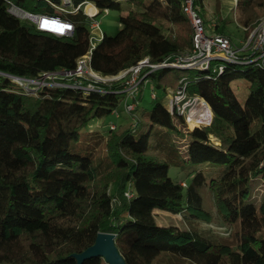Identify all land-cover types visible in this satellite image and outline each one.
I'll use <instances>...</instances> for the list:
<instances>
[{
	"label": "trees",
	"instance_id": "1",
	"mask_svg": "<svg viewBox=\"0 0 264 264\" xmlns=\"http://www.w3.org/2000/svg\"><path fill=\"white\" fill-rule=\"evenodd\" d=\"M71 1L66 11L90 2L97 16L123 8L116 0ZM127 1L134 8L120 17L118 33H103L91 53L95 72L113 76L145 58L157 65L191 52L184 0ZM9 3L31 13L60 15L75 30L69 37L41 32L11 15ZM193 8L209 32L230 38L227 21L217 11L206 19L205 0H193ZM234 13L247 37L264 16V0H237ZM89 26L82 9L64 13L42 0H0V264H37L17 260L16 243L28 251L41 250V264H77L74 255L92 246L100 232L116 234L127 264H155L163 256L178 264H264V198L254 203L252 191L255 179L264 180L261 61L242 53L244 63H226L222 73L213 64L206 69L160 68L147 75L135 97L123 92L121 81L98 82L95 90H85L73 87L80 82L73 78L65 81L67 86L33 91L8 77L35 79L45 72L74 70L89 50ZM12 31L17 34L13 39ZM10 38L15 42L8 47L4 40ZM39 46L48 52H36ZM238 77L249 84L244 103L231 87ZM148 82L165 93L186 83L189 96L212 108V128L182 130L176 122L185 128L184 119L171 114L157 96L150 110L134 114ZM123 102L124 107L135 105L130 112L135 125L148 118L144 128L112 123L104 134L84 132L95 119L119 118ZM153 136L165 149L159 158L148 153ZM175 138L184 139L183 149ZM97 145L106 148L104 156L97 157ZM171 165L191 168L190 182H175ZM157 210L182 215L188 227L158 224ZM213 216L234 231L227 243L197 227ZM83 264L107 263L96 257Z\"/></svg>",
	"mask_w": 264,
	"mask_h": 264
},
{
	"label": "built area",
	"instance_id": "2",
	"mask_svg": "<svg viewBox=\"0 0 264 264\" xmlns=\"http://www.w3.org/2000/svg\"><path fill=\"white\" fill-rule=\"evenodd\" d=\"M42 1L64 13H75L82 9L90 20V28L94 31H99L100 36H91L90 34L89 50L77 60L76 68L72 71L45 72L35 79L10 76L15 83L27 90L37 91L45 86H67L65 81L73 78L80 79V82L73 87H80L85 90H95L98 88L96 85L98 82L121 81L124 83L123 92L135 97L140 84L145 81L147 75L164 67L206 69L213 64L214 68L218 66L219 73H222L226 63H244L241 58L242 53L251 54V57L254 56L252 61L260 60L264 66V20H261L250 33L248 41L235 44L226 36L209 32L204 25L203 19L194 10L193 0H184L183 11L191 24L193 34L191 52L177 57L173 62L166 61L157 65L151 64L149 59L145 58L139 61L137 65L121 71L117 75L102 77L92 69L90 62L93 49L103 37V33L95 19L98 14L97 7L90 2H83L77 7L74 6L66 11L72 4L71 0ZM55 1L58 2V5L54 3ZM233 1H235L236 6L237 0ZM8 12L18 20L34 24L37 30L51 33L57 37L72 36L75 30L74 24L60 15L31 13L18 8L12 3H9ZM104 12H109V9H105ZM145 69H148V72L142 74ZM82 81H88L86 86H81ZM152 97H155V95L153 94ZM125 108L130 113L135 108V105H127ZM168 108L171 114H175L177 118L184 119L185 124L191 126V129L212 128L213 126L214 112L212 108L204 99L197 96H189L186 91V83H182L177 92L170 95ZM111 128L114 129L115 125H112Z\"/></svg>",
	"mask_w": 264,
	"mask_h": 264
},
{
	"label": "rangeland",
	"instance_id": "3",
	"mask_svg": "<svg viewBox=\"0 0 264 264\" xmlns=\"http://www.w3.org/2000/svg\"><path fill=\"white\" fill-rule=\"evenodd\" d=\"M116 1H119L123 5V8L121 11L109 10V12H103L102 14H100L99 16L95 18L98 22L101 32L106 34L107 36H115L118 33V31L120 30V22H119L120 17L122 15H126L131 9L134 8L131 4L128 3L127 0H116ZM54 3L58 5L57 1H55ZM235 8H236L235 1L233 0H205L206 19H210L213 13L217 11L218 15H220V17H223L227 21L226 34L232 39V41L235 44H240L242 42L248 41L250 37V33H252V31L257 25L250 30L249 35L246 37L245 29L239 26L237 22L235 21V17H236L235 16L236 14L234 13ZM200 14L203 16V13L200 12ZM261 20H264L263 15L261 16ZM188 25L190 29L191 27L190 22ZM176 29L178 28L176 27ZM191 30H192V27H191ZM11 34H12V39H13V36L17 35L16 33H14V31H12ZM90 34L91 36L93 35H96L97 37L100 36V32L94 31L92 28H90ZM12 39L10 38L9 40L8 39L4 40V44L10 47L12 43L15 42V39L13 40V42H12ZM62 47L63 45H57V48H62ZM45 48L46 47L43 48L42 46H39L35 48L34 50L36 52L43 51L46 53L48 52L49 49L46 50ZM231 87L233 88L239 101L241 103H244L250 92L249 84L246 81V79H244L243 77H238L234 79L231 82ZM178 88L176 89L169 88L167 92L165 93L162 88H154L153 83L148 82L141 93L142 99L140 98L138 100V103L136 104L138 106V109L136 110V112H134V114L138 115L140 111L144 108L147 110H150L152 108V103H153L152 93L155 96H157L159 100L163 101L165 105H168L170 95H173V93L175 94ZM119 113H120L119 118H117L114 114H112L102 119L93 120L90 126L84 130V132L90 133V134H104L109 130L110 125L112 123L116 124L119 128H123V129L133 126L134 128H138L141 130L142 128L145 127L148 121V118L144 116L143 118H140L139 124L135 125L136 121L132 119L131 113H129L124 107V102L119 107ZM176 124L182 130L191 129V126H187V125L184 128V126L181 125L180 122H176ZM164 131L168 135L175 136V133L173 130L165 129ZM181 136H186V135L181 134ZM181 136L180 137L177 136V137L181 138ZM87 139H89V137H87ZM212 139L215 140L217 144H219V141H217L214 136H212ZM175 141H178L177 142L178 145L180 146L181 149H183V146L185 144L184 139L175 138ZM149 146L150 147H149L148 153L152 157L159 158L160 155L163 154V152H165V149L159 146L158 140L155 136L151 137ZM105 151H106V148L104 147V145L96 146V153L98 155L97 157L104 156ZM189 170H191V168H188L187 166L183 168H178V167H175L174 165H171L170 177L175 182H181L183 180L190 182L191 177L187 175V172ZM208 177H210L209 174H208ZM252 191L255 196L253 199V202L259 203L260 200L264 198V180L261 177L255 179ZM212 211L213 213L215 212L214 209H212ZM154 217H155L156 222L161 225L174 224V225H178L181 228L188 227V223L182 215H174L172 213L157 210L155 212ZM196 225L197 227L201 229H205V230L208 229L210 232L216 235L217 239L221 241L226 240V243L229 240H231V233L234 232L229 227L220 224V222L216 220L215 216H213V220H210V219L209 221L202 220V221L197 222ZM13 252H14V256L19 261L28 259L37 264H41L44 261V253L37 248H33L30 251H28L24 249L21 245L16 243L15 246L13 247ZM155 264H178V262L175 261L173 258H170L169 256H163L162 258H159L158 260H156Z\"/></svg>",
	"mask_w": 264,
	"mask_h": 264
},
{
	"label": "water",
	"instance_id": "4",
	"mask_svg": "<svg viewBox=\"0 0 264 264\" xmlns=\"http://www.w3.org/2000/svg\"><path fill=\"white\" fill-rule=\"evenodd\" d=\"M8 77H10V75H8ZM115 239L116 234L114 233H98L92 246L87 248L82 253L74 255L75 259L77 260V264H83L86 260L96 257L104 258L107 264H127L117 248Z\"/></svg>",
	"mask_w": 264,
	"mask_h": 264
}]
</instances>
